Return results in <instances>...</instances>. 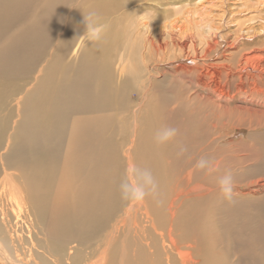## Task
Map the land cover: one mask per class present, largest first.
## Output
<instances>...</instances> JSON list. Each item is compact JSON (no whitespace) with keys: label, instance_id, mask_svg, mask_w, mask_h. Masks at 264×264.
I'll return each mask as SVG.
<instances>
[{"label":"bare ground","instance_id":"6f19581e","mask_svg":"<svg viewBox=\"0 0 264 264\" xmlns=\"http://www.w3.org/2000/svg\"><path fill=\"white\" fill-rule=\"evenodd\" d=\"M147 2L165 16L164 0H0V200L9 185L20 202L17 216L0 209V264H264V0H247L243 21L219 0L221 25L235 23L231 47L198 59L170 54L196 42L191 20L152 27ZM89 13L107 25L100 41L81 36ZM217 22L212 40L226 46ZM170 58L171 73L160 69ZM210 68L225 72L223 93ZM176 81L179 90L167 85ZM165 125L178 135L157 146ZM235 131L241 140L225 144ZM188 135L194 158L184 151L174 166ZM201 157L210 170L195 169ZM132 164L152 172L155 197L121 199ZM226 171L231 201L217 187ZM61 173L64 187L80 185L74 206L64 187L55 197L46 237L39 224Z\"/></svg>","mask_w":264,"mask_h":264},{"label":"rangeland","instance_id":"374dc122","mask_svg":"<svg viewBox=\"0 0 264 264\" xmlns=\"http://www.w3.org/2000/svg\"><path fill=\"white\" fill-rule=\"evenodd\" d=\"M218 1L219 0H201V2H199L198 0H180V1H173V2H168L167 0H164V3L167 5V12H166V14H165V16L164 17H170L171 18V20L172 19H175V18H177V19H179V20H184L183 18H188V19H190L191 20V24H192V26H191V28L193 29V30H196L197 32L195 33V36H196V42L195 43H193V44H186V43H184L183 44V46L180 48V49H175V47L174 48H172V46H169L168 47V49H171L172 48V53H170L171 55H173V56H176V57H179V58H193V59H198L201 55H200V53L202 54V53H204V52H208L209 50H211V53H213V50L214 49H216L217 47H219V45H220V48L222 49V51H221V53L227 48V49H229L231 46V40L233 39V35H234V30H235V23H230V17H228L227 19H225V20H227V23L229 22L230 24L229 25H227V27L225 28V27H223V25H221L222 24V22H220V20L218 19L219 18V16H220V14H218L219 12H218V9H217V7L215 6L217 3H218ZM246 1L247 0H224V2H226V3H224V5H230L229 6V11L231 12V13H236V11H239L240 13H241V15H238L239 16V21H241V19H242V21L245 19V15H244V9H246V7H244V6H246ZM256 1H258V0H250V5H255L256 4ZM147 4H149L150 5V8L149 9H146V10H144L143 12H142V15H144V16H147V17H155V18H157V16H158V13L157 12H155L154 11V9H152L151 7H154V3H148L147 2ZM210 4H211V6H210ZM201 5H205V7L206 6H208V7H206V8H204V9H202V6ZM214 5V7H212ZM223 5V6H224ZM240 5H241V7H240ZM212 7V8H211ZM244 7V8H243ZM159 8V7H158ZM159 10H163V8H159ZM215 14L214 16L212 15V14ZM217 13V14H216ZM160 14V13H159ZM210 15V16H209ZM217 15V16H216ZM229 16H231V15H229ZM161 17V15L160 16H158V19H155V20H152L151 21V26L153 27V26H157V25H162V19L164 18H160ZM244 17V18H243ZM210 18H211V20H210ZM216 18H217V20H216ZM152 19H154V18H152ZM204 19V20H203ZM209 19V21H207ZM229 19V20H228ZM201 20V21H200ZM214 21V22H213ZM218 21V22H217ZM200 23V24H198V26H196V24L195 23ZM202 22V23H201ZM206 22V24H204ZM216 22H217V26L216 27H221L222 26V28H220V31H223V32H221V35H222V37H225L224 35H226V37L227 38H229V39H227L226 38V42L227 43H229V44H227L226 46H225V44L224 43H219V41L217 42V43H219V44H217V43H215L214 42V40H212V39H214L213 38V36L215 35V33L217 34L218 33V31L219 30H215V29H212L211 28V26L212 25H214V24H216ZM220 22V23H219ZM226 22V21H225ZM208 24V26H205V25H207ZM201 25V26H200ZM204 28V29H203ZM201 31H203L205 34H200L199 32H201ZM211 32V33H209L208 34V32ZM207 32V33H206ZM215 32V33H214ZM212 34V35H211ZM227 34L229 35V36H227ZM233 36V37H232ZM232 37V38H231ZM3 39H5L6 40V38H3ZM231 39V40H230ZM0 41H2V39L0 40ZM5 41H2V44L4 43ZM213 43V44H212ZM223 44V45H222ZM169 45H170V42H169ZM185 45V46H184ZM215 45H217V46H215ZM230 47H229V46ZM212 46H214L213 48H212ZM228 46V47H227ZM207 49V50H206ZM215 51V50H214ZM220 52V51H219ZM217 54H219V53H217ZM172 61H174V58H170V61L168 62H165V63H163L162 65H161V67H160V69L161 70H165V71H168V72H170L171 73V70H172V65H170L169 63L170 62H172ZM181 61V60H180ZM220 59L219 58H214V60H211L210 62L211 63H213V64H215V63H220ZM198 64H201V66L203 65L202 64V62H198ZM258 64V63H257ZM257 64H255L254 66L252 65V67L251 68H253V67H257ZM248 69H250V68H248ZM222 68H210V71H212L213 73H212V75H209L208 74V76L206 77V79L207 80H209V81H212L214 84H216L217 86H218V90H219V92L220 93H223V89H222V87L224 86V80H222L223 81V84H222V81L220 80L221 78H222V76L225 74V72L222 70ZM253 69H251V70H249V72L250 73H253V74H256V72L255 71H253V72H251ZM200 71H201V69H200ZM220 71V72H219ZM219 72V73H218ZM223 72H224V74H223ZM219 74H221L220 76H219ZM223 74V75H222ZM171 89H173V90H179V88H180V82L179 81H176V82H171L170 84H167ZM233 104H235L234 102L232 103V105ZM237 105H239V104H241V103H239L238 101H237V103H236ZM177 104H171L170 105V108H173V107H175ZM191 136V137H190ZM67 137H68V129H66V133H65V137H64V139H63V142H65L66 140H67ZM243 137V131H241V133L239 132V131H235L233 134H231V136H230V138H228L226 141H225V144H227V143H229V142H233V141H238V140H241V138ZM193 139V136L192 135H188L187 136V138H186V142L185 141H181L180 142V146H179V148H182L184 145H186V155L187 156H189L190 158H191V160L194 158V156L190 153V150H191V144H193L195 141H193L192 140ZM188 140V141H187ZM185 143H187V144H185ZM189 143H190V146H189ZM182 144V145H181ZM65 145H66V143L64 144V147H63V150L65 149ZM190 148V150H188L189 148ZM188 150V151H187ZM184 157V153H182V157L178 160V161H176V164L174 165V166H179V165H181V159ZM62 159V160H61ZM64 159H65V155L63 154V152H61L60 153V159L58 160V162H57V164L58 163H62L63 164V162H64ZM62 164L60 165L59 164V166H58V169H57V167H56V171L58 172V171H60V172H63L62 171ZM61 166V167H60ZM12 172V173H11ZM12 174V175H14V176H16V173H19V172H17V171H15V169H10L9 171H7V174ZM1 177L2 176H0V180H1ZM57 179V180H56ZM55 179V184L52 186V189H50L49 190V196H50V198L51 199H49L48 200V203H47V206H48V210H47V213L46 214H44V221L41 223V224H39V226H40V228L42 229V231H43V233H44V236H49V233H48V218H49V215H50V212L52 211V214L54 215V209H55V197L57 196V195H59L60 194V192H61V190H62V188L64 187V184H63V182H64V180H63V173H61L59 176H58V178H56ZM57 181V182H56ZM80 185V180H78V182H77V180H74L73 182H70V181H67V184H65V189H67L68 190V193L70 194V196H69V200H70V204H71V206H74V204H73V197H74V194H75V191L73 190V188H76V186H79ZM54 187H55V189H54ZM4 190L3 189H1V191H2V194H3V197H2V199L0 200V209H2V208H6V209H12V211L10 210V212H14L15 214H14V216H17V214H16V202H18V203H20L19 201H17V200H15V201H13L12 199H11V196H8L7 195V193L5 192L6 191V189L7 190H9V188H10V186L8 185V186H5L4 185ZM12 191H13V188H12ZM54 191V192H53ZM73 191H74V193H73ZM54 194H53V193ZM6 196V197H5ZM8 197V198H7ZM10 199V200H9ZM52 203V204H51ZM54 204V205H53ZM2 205V206H1ZM3 205H5V206H3ZM10 206H12V207H10ZM22 205H21V207H20V211L22 210ZM51 209H50V208ZM54 208V209H53ZM50 210V211H49ZM23 213H21V215H22ZM48 217H47V216ZM11 221L12 220H14V219H10ZM224 220V219H223ZM47 223V224H46ZM12 224H14V221L12 222ZM45 227H47L46 229H45ZM24 236L26 237V234H25V232H24ZM42 236V235H41ZM44 236H42L41 238L43 239V237ZM22 238H23V236H22ZM45 238V237H44ZM49 238V237H48ZM53 238V240H54V238L56 239V236H50V240Z\"/></svg>","mask_w":264,"mask_h":264},{"label":"clouds","instance_id":"9594fccd","mask_svg":"<svg viewBox=\"0 0 264 264\" xmlns=\"http://www.w3.org/2000/svg\"><path fill=\"white\" fill-rule=\"evenodd\" d=\"M83 22L86 26L83 35H81L83 39L87 42L100 41L107 25L100 23L99 17L95 13L83 16ZM178 131L173 126H162L155 132L153 141L157 146L167 144L178 135ZM184 151L186 149L182 148L181 154ZM194 167L198 171L210 170L211 161L201 157ZM217 187L224 200L231 201L233 199L235 182L231 171H226L218 178ZM118 191L122 200L139 203L143 202L146 197H155L158 194V184L149 169L132 164L125 169L124 177L118 185Z\"/></svg>","mask_w":264,"mask_h":264}]
</instances>
